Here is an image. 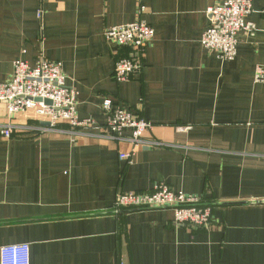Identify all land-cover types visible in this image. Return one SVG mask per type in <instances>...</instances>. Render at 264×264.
I'll return each instance as SVG.
<instances>
[{
  "label": "crops",
  "instance_id": "0c3cea01",
  "mask_svg": "<svg viewBox=\"0 0 264 264\" xmlns=\"http://www.w3.org/2000/svg\"><path fill=\"white\" fill-rule=\"evenodd\" d=\"M219 1L0 0V83L16 60L33 68L43 56L77 91L80 120L104 126L109 99L152 125L135 148L65 125L0 134V248L27 244L29 264H264V85L253 80L264 0H253L256 32L239 36L230 62L200 44ZM138 20L154 38L140 74L117 84L128 50L103 32ZM9 124L45 127L0 104V131ZM132 150L131 164L119 160ZM156 184L200 197L217 227H175L170 210L113 212L117 193Z\"/></svg>",
  "mask_w": 264,
  "mask_h": 264
},
{
  "label": "built area",
  "instance_id": "2783aa9c",
  "mask_svg": "<svg viewBox=\"0 0 264 264\" xmlns=\"http://www.w3.org/2000/svg\"><path fill=\"white\" fill-rule=\"evenodd\" d=\"M252 7L253 0H220L217 5L208 8L209 27L201 37L202 48L219 60H234L239 36H251L256 32L248 19L253 13ZM103 37L109 44L128 50V57L118 60L114 65L113 81L122 84L139 75L146 49L154 38V30L144 21L138 20L128 25L106 28ZM67 79L60 63L49 61L43 56L33 68L21 59L16 60L10 79L0 83V104L4 105L8 116L30 114L48 126L33 128L27 124H9L0 131L1 136L9 139L13 133L44 134L58 125H65L73 136L94 134L110 141L127 142L133 148L143 144L142 137L151 131L152 125L109 99L101 106L106 115L104 126H97L90 119L80 120L77 115L78 93L67 85ZM253 80L255 84L264 85V64L255 68ZM133 154V150L121 153L119 160L131 164ZM149 210H170L175 227L196 231H210L217 227L211 207L203 205L200 197L173 191L164 184H156L150 192H119L115 195V214ZM0 264H29V246L15 244L1 247Z\"/></svg>",
  "mask_w": 264,
  "mask_h": 264
},
{
  "label": "water",
  "instance_id": "95a60500",
  "mask_svg": "<svg viewBox=\"0 0 264 264\" xmlns=\"http://www.w3.org/2000/svg\"><path fill=\"white\" fill-rule=\"evenodd\" d=\"M43 126H48V124L45 123V124H43Z\"/></svg>",
  "mask_w": 264,
  "mask_h": 264
},
{
  "label": "trees",
  "instance_id": "16d2710c",
  "mask_svg": "<svg viewBox=\"0 0 264 264\" xmlns=\"http://www.w3.org/2000/svg\"><path fill=\"white\" fill-rule=\"evenodd\" d=\"M126 57H128V53H127V56ZM125 58V57H124Z\"/></svg>",
  "mask_w": 264,
  "mask_h": 264
},
{
  "label": "bare ground",
  "instance_id": "6f19581e",
  "mask_svg": "<svg viewBox=\"0 0 264 264\" xmlns=\"http://www.w3.org/2000/svg\"><path fill=\"white\" fill-rule=\"evenodd\" d=\"M214 211V210H213Z\"/></svg>",
  "mask_w": 264,
  "mask_h": 264
}]
</instances>
